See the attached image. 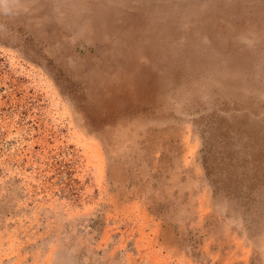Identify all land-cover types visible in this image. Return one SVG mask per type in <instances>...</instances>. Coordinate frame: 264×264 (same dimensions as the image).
<instances>
[{
  "label": "rangeland",
  "instance_id": "obj_1",
  "mask_svg": "<svg viewBox=\"0 0 264 264\" xmlns=\"http://www.w3.org/2000/svg\"><path fill=\"white\" fill-rule=\"evenodd\" d=\"M0 264H264V0H2Z\"/></svg>",
  "mask_w": 264,
  "mask_h": 264
},
{
  "label": "clouds",
  "instance_id": "obj_2",
  "mask_svg": "<svg viewBox=\"0 0 264 264\" xmlns=\"http://www.w3.org/2000/svg\"><path fill=\"white\" fill-rule=\"evenodd\" d=\"M0 2H2V0H0Z\"/></svg>",
  "mask_w": 264,
  "mask_h": 264
}]
</instances>
